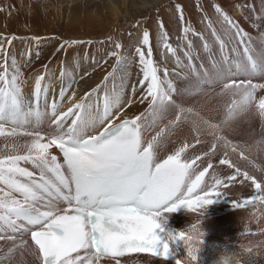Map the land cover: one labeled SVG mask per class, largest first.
Returning a JSON list of instances; mask_svg holds the SVG:
<instances>
[{
    "label": "snow or ice",
    "instance_id": "obj_1",
    "mask_svg": "<svg viewBox=\"0 0 264 264\" xmlns=\"http://www.w3.org/2000/svg\"><path fill=\"white\" fill-rule=\"evenodd\" d=\"M175 8L182 24L177 40L182 43L175 47L169 43V33L158 20V45L177 66L171 70L166 62L153 59L147 28L132 56L123 53L122 43L112 36L97 41L0 33V136L25 138L13 146L11 154L0 157V264H27L25 254L33 264H102L106 260L121 264L120 258L131 253L164 264L176 254L173 246L184 236L179 233L175 241L168 239L161 223L165 213L212 205L227 198L226 190L236 183L250 182L255 192L241 200L231 199L233 208L243 209L264 199V179L230 159L223 157L219 164L232 169L231 175L221 179L213 173L208 180L211 160L203 167L197 161L211 157L210 153L188 156L190 145L185 141L161 156L165 146L174 142V131L162 122L175 97L213 74L244 75L245 79L231 83L243 94L244 104L254 105L264 119V95H258L264 92V30H260L264 12L251 21L259 31L257 50L252 34L219 3L213 4L219 28L204 13L214 42L193 28L182 5ZM243 8L256 12L251 3ZM12 9V5H0V12L10 14ZM191 36L204 40L210 67L205 66ZM14 41L24 46L19 59ZM51 41L58 46L41 65L43 71L36 70L33 89L26 94L22 67L30 69L41 59L40 46ZM106 42L112 43L111 50L103 47ZM81 45L86 46L83 53ZM93 45L101 47L89 52ZM57 54L58 95L52 84L55 69L49 68ZM161 55L163 59L165 54ZM113 57L111 70L78 98L80 81ZM134 64L138 81L130 85ZM170 72L185 77L183 88L170 78ZM138 89H142L139 97ZM66 97L70 106L64 110ZM137 102L146 104L144 110L131 118L124 116ZM253 167L264 173L259 165ZM176 264H181L180 259Z\"/></svg>",
    "mask_w": 264,
    "mask_h": 264
},
{
    "label": "bare ground",
    "instance_id": "obj_2",
    "mask_svg": "<svg viewBox=\"0 0 264 264\" xmlns=\"http://www.w3.org/2000/svg\"><path fill=\"white\" fill-rule=\"evenodd\" d=\"M38 0H0V5H12L13 8H17L19 5H29ZM204 1V0H203ZM202 1V3H203ZM239 1L241 7L240 9L234 7V2ZM172 0H51L46 3V7L51 9V12H46L40 16H31L27 15L23 20L22 24L28 22L31 30L29 32H11L0 26V33L6 34H16L20 36L26 35H37V36H60L61 38H80V39H94L101 40L106 39L108 36H112L115 41L122 43L123 48L122 52L126 53L129 56L134 54L135 48H132L131 51L128 49V40L124 39L121 36L122 30H124V25L126 24V20L129 17H138L141 18L140 24H137V28L132 31L131 36L136 34V31L144 30L147 28L150 31V37L153 47V59L158 63H165L167 67L171 70L176 66L174 58L170 53H167V50L164 49L163 53L165 57L162 59V55L160 53L157 54L156 49L157 45H155V33L156 30L154 28L155 24H157V19L164 21L167 23L169 18H167V14L173 9ZM65 5H64V4ZM176 3H179L178 1ZM216 3V2H214ZM223 8L226 7L232 11L231 15L239 20L242 23L243 15L245 16V11L247 9L243 8V5L247 3L254 4L256 8H258L259 14L264 12V4H262L261 0H219L218 2ZM180 4V3H179ZM91 8H100L101 11H89ZM210 7L204 4L203 9H209ZM156 12H153V10ZM185 11V10H184ZM185 14L188 15L187 12ZM187 15L186 19L192 24L193 28L197 31L201 23L198 21V17L189 18ZM212 15V14H211ZM254 15V14H253ZM156 17V19H155ZM215 18V17H214ZM201 19V18H200ZM199 19V20H200ZM218 21V20H217ZM248 21V20H246ZM217 24V23H214ZM264 26V24H262ZM128 27V26H127ZM126 27V28H127ZM205 35L203 34L204 39L209 42H214L211 38L210 30L205 26L204 28H200ZM263 29V28H262ZM55 33V35H53ZM169 43L173 44L175 47L177 44L182 43L177 40L176 35H172L169 33ZM194 42V47L200 53L202 61L205 63L207 61V54L203 51V43L200 37L191 36L190 37ZM14 50L18 55L23 50V45L19 41H14ZM260 45V44H259ZM58 46L56 41H51L49 43L42 44L40 48L42 49V55L40 60H36L30 69L25 70L22 67V70L25 71V77L27 79V83L24 86V90L26 94H30L33 89L34 77L37 75V69L43 71L41 65L48 62L49 57L52 56V52ZM84 45L80 46L81 53L85 50ZM101 47L100 45H93L92 48L88 49L89 52H92L96 48ZM105 50H111L113 45L111 42H106L103 46ZM257 47V46H255ZM216 45L214 46V50ZM159 49V48H158ZM257 49V48H256ZM260 47L258 48V50ZM181 57H183V52L179 53ZM60 54H57L56 57H52L51 63H49V68H54L57 65V60L59 59ZM69 57H71V52L69 53ZM34 59V57H33ZM138 59V58H137ZM115 58H109L106 64H103L101 68H98L95 72L91 74V76L86 77L85 80L80 81L79 89L77 92V97L82 96L85 92L89 91L91 88L95 87L103 77L107 74V71L111 70V66L113 65ZM21 65H23V60H20ZM199 63V62H198ZM177 67V66H176ZM210 67V63H209ZM59 67L55 68V76L52 78L53 88L56 90L57 95L59 92L60 84L56 80V76L59 75ZM131 79L130 85L132 82L138 81L135 79V75H137L139 69L134 64L131 69ZM161 76L163 73L161 72ZM231 75L227 72L216 75L213 74L209 79V81L215 82V80L221 81L220 78H230ZM245 77V76H243ZM170 78L175 82L182 81V85L180 88L185 86L186 80L178 77L174 72H170ZM246 78V77H245ZM47 79V78H46ZM134 80V81H133ZM176 80V81H175ZM199 88L201 91H211L212 89H204ZM228 91L233 92V85L231 84L227 88ZM130 92V87L129 90ZM142 89H138L136 96L139 97ZM241 95V94H240ZM258 95H264V92L258 93ZM239 101V107L237 108L238 113L244 114L243 117L252 116V114L259 115L257 109L254 105H245L242 99ZM175 102L178 105L185 106L187 99L181 97L179 94L178 97H175ZM70 105L67 102V97L64 101V110H67V107ZM146 104H140L139 102L133 104L132 107L128 108L124 113V116L129 118L133 117L136 114H139L144 110ZM169 112H174V105H171L168 109ZM198 112L197 110H194ZM193 112L191 108L188 109V112L183 115V120L181 123H178L176 126L172 128L175 133L174 142H171L165 146V148L161 152V156H165L173 151L179 143L187 142L191 145L190 142L194 141L192 139V128L186 127L187 124L192 123L194 128H197L200 132L205 133L209 130V128L204 125L203 120L199 117L198 113ZM242 117V118H243ZM124 117L122 116L121 119ZM167 120H175V117L171 115ZM238 120V121H237ZM232 121L235 123V130L240 135L241 139H244L247 133L243 136V132L247 131V127L245 124L239 120L238 117L232 116ZM229 122V131L222 130H211L212 138L208 143L213 147L215 151H220L223 154L227 155L230 160L234 157H240V166L242 169H249L250 165H248L245 161L244 154L237 141L234 137L237 136V133L234 131V123ZM119 121H117L118 123ZM241 122V123H240ZM258 122V121H257ZM260 122V119H259ZM171 130V125L169 121L164 120L162 122ZM233 128L231 130V126ZM252 134V133H251ZM210 135V134H209ZM237 138V137H236ZM259 138V137H258ZM24 137H6L0 136V157L12 153V148L16 144H20L24 142ZM238 139V138H237ZM255 140V139H254ZM257 140V139H256ZM247 143V141H245ZM207 145V144H206ZM249 146V144H247ZM204 144H201L196 147L193 153H189V149L186 152L188 156L201 155L199 150H202ZM250 147V146H249ZM190 148V147H189ZM211 160L213 164V169L209 170V176L206 179L210 180V177L213 173H215L219 178L223 179L224 177L231 175L233 170L230 168H226L225 166H221L216 160L208 157H202L201 161H197L198 164H201V167L206 166L207 163ZM224 174V175H223ZM239 179V178H238ZM239 189L240 191L237 194H233V196L229 197V199L241 200L244 197H249L252 195L253 191L251 187H249L248 182H245L243 185L236 183L234 186H230L228 189ZM227 189V190H228ZM255 190V189H254ZM244 191L245 193H243ZM243 193V194H242ZM256 202H253L255 204ZM252 205H250L249 209H234L231 212H225L227 207L219 206L216 203L209 206L208 215L204 221L203 229L206 231L207 236L205 238V248L203 252H213L218 250L221 245L226 242L233 241L234 243H239L240 240H251V241H259L264 239V217L260 218L258 222L251 216ZM232 207V206H229ZM228 210V209H227ZM166 216L169 217L168 223L166 225H162L165 229V232L169 229L181 230L186 225L192 222L191 214L187 208L178 209L174 213H165ZM213 215L218 216V219H213ZM228 223V228L223 231V225ZM250 229V230H249ZM250 233L251 236H245L244 232ZM165 234V233H164ZM176 254L175 259H167L164 261V264H176V260L179 259L180 255L184 253L185 247L183 245V241H177L173 246ZM21 259L19 253L16 255V260L19 261ZM24 259L27 261V264H33V260L31 257L25 254ZM121 264H160L159 261H156L154 258L148 257L145 254H132L125 257L120 258ZM102 264H114L113 261H102ZM206 264V263H203ZM213 264V263H209ZM261 264H264V261H261Z\"/></svg>",
    "mask_w": 264,
    "mask_h": 264
},
{
    "label": "rangeland",
    "instance_id": "obj_3",
    "mask_svg": "<svg viewBox=\"0 0 264 264\" xmlns=\"http://www.w3.org/2000/svg\"><path fill=\"white\" fill-rule=\"evenodd\" d=\"M51 0H38L34 3H31L29 5H19L17 8H13L9 13L6 12H0V26L3 27L4 29L11 31V32H29L31 30V27L28 22H25L22 24L23 20L27 15L31 16H40L45 14L46 12H51V9L46 7V3L50 2ZM172 0H170L171 2ZM179 2L180 5H182L183 9L185 10L184 12H187V15L189 18H194L195 16L198 17L199 23L201 25L199 26V29H197V32H201L202 34L205 35V33L200 29L204 28L205 26L207 27L206 21H204V13H207V16L212 20L213 24L219 28L218 25V18L216 14L214 13V8L213 4L214 2L218 3L219 0H174L173 2V9L170 10V12L167 14V18L169 20L166 22L163 21L165 25V29L167 30L168 33L172 35H176L180 37L182 35V24L178 19V14L176 12L175 5L179 4L176 2ZM203 1V3H202ZM64 4V3H63ZM204 4L208 5L210 8L209 9H203ZM239 4V1L234 2V7L237 8V5ZM65 5V4H64ZM254 5V4H253ZM255 6V5H254ZM201 8L203 11H201ZM224 9L231 15L232 11L230 9H227L224 7ZM240 9V7H239ZM256 12L252 13L248 9L242 12H245V16L249 17L250 19H247L246 21L245 16L243 15V21L244 23L243 26L248 30L252 36L254 37V45L257 46V50L260 47V43L258 40L255 39L259 35V31L252 27V20H255V16L259 14L258 8H256ZM157 9L153 10V12H156ZM89 11H97L100 12V8H91ZM157 13V12H156ZM212 14V15H211ZM254 14V15H253ZM232 16V15H231ZM215 17V18H214ZM201 18V19H200ZM156 19V17H155ZM200 19V20H199ZM127 22L124 25V30H122L121 36L124 39L128 40V49L135 48L136 46L139 45V42L142 38V32L143 30L136 31L137 33L131 36L132 31L137 28V22L141 21V18L138 17H129L128 19H125ZM158 20L157 19V24H155L154 28L156 30L155 33V45H157L156 52L162 53L164 49H162V46L158 45ZM257 23H261L260 21H257ZM128 26V27H127ZM127 27V28H126ZM263 28V29H262ZM133 29V30H132ZM260 30H264V26L261 24ZM55 35V33H53ZM198 37V36H196ZM211 38L214 40V37L211 35ZM159 48V49H158ZM218 49V45H216V48L214 51ZM209 61L204 63L206 67H209ZM57 67V65L54 67V69ZM176 68V66H175ZM175 73V72H174ZM177 75V73H175ZM181 79L185 80V77L183 75H177ZM244 75H237V76H231L230 78H220L221 81L215 80V82L206 80L205 82L201 83L198 87L204 88V89H212L211 91L205 92L201 91L199 88H195L193 90L189 91H183L181 92V97L186 98L187 102L185 106L178 105L176 102L173 104L174 105V112H167L166 121L170 122L171 125V130L173 126H176L178 123H181L183 120V115H185L188 112V109L191 108L193 112L194 110H197L199 114V117L203 120L204 125H206L209 130L206 131L205 133L200 132L197 128H194L192 126V123L187 124L186 127L192 128V139L194 141L190 142V148H189V153H193L194 150L196 149L197 146L204 144L202 150H199L200 153H210L211 157L216 162L219 163V160L223 157L230 159L227 155L223 154L220 151H215L211 145L208 143L210 142V139L212 138V133L211 130H222V131H229V122L232 121V116L238 117L239 120H242L245 124V127H247V131L243 132V136L247 133L246 137L244 139L240 138V135L238 132L235 130V123H234V131L237 133V138L234 137L239 143L244 157L245 161L248 165H250L249 169H242L240 166V157L236 156L234 157L231 162L240 167L242 170H247L251 174L255 175L258 179H264V173L258 171L253 167V164L259 165L260 168L264 169V119H262L259 115L252 114V116H247L243 117L244 114H240L237 111V108L239 107V101H241V95H243L239 88L236 86V84L231 83L232 80H243L245 77ZM135 79H137V75H135ZM134 81V80H133ZM176 81V80H175ZM178 83L177 86L180 88L182 85V81H176ZM233 85V92L228 91L227 88L230 85ZM241 94V95H240ZM178 97V95L176 96ZM173 115L175 117V120H167L168 117H171ZM243 115V116H242ZM243 117V118H242ZM260 119V122H259ZM238 121V120H237ZM258 121V122H257ZM240 122V123H241ZM233 128V125L231 126V130ZM252 133V134H251ZM210 134V135H209ZM259 137V138H258ZM255 139V140H254ZM257 139V140H256ZM247 141V143L245 142ZM207 144V145H206ZM249 144V146L247 145ZM225 166L226 168H229L227 165H221ZM224 175V174H223ZM249 187L252 188L251 191H253L252 195L254 194V186L248 182ZM240 190L239 189H233L230 188L226 190V195L227 198H221L218 199L216 204L219 206H225L227 207L225 209V212H231L235 208L229 207L232 206L231 200L229 197L233 196V194H237ZM245 193L244 191H242ZM242 193V194H243ZM249 206H246L243 209H249ZM228 209V210H227ZM213 219H218V216L213 215ZM228 223L223 225L222 229L223 231L228 228ZM245 236H251L250 233L244 232ZM237 245V243H234L233 241L226 242L221 247L213 252H203L200 254L203 260V263L209 264L213 263L217 259L218 254L221 250L222 247L226 246L229 248H233L234 246Z\"/></svg>",
    "mask_w": 264,
    "mask_h": 264
},
{
    "label": "clouds",
    "instance_id": "obj_4",
    "mask_svg": "<svg viewBox=\"0 0 264 264\" xmlns=\"http://www.w3.org/2000/svg\"><path fill=\"white\" fill-rule=\"evenodd\" d=\"M210 205H204L196 210H189L192 222L181 230H167L168 239L175 241L179 233H183L185 251L180 255L181 264H203L201 253L205 248L206 231L203 229L204 221L208 215ZM251 216L258 222L264 217V199L252 206ZM168 216L161 218V223H168ZM250 230V229H249ZM264 261V239L259 241L240 240L233 248L222 247L214 264H261Z\"/></svg>",
    "mask_w": 264,
    "mask_h": 264
}]
</instances>
